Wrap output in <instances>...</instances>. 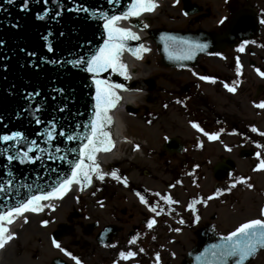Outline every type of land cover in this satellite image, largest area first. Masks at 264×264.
<instances>
[{
  "label": "flooded vegetation",
  "instance_id": "flooded-vegetation-1",
  "mask_svg": "<svg viewBox=\"0 0 264 264\" xmlns=\"http://www.w3.org/2000/svg\"><path fill=\"white\" fill-rule=\"evenodd\" d=\"M182 2L183 24L175 28L222 34L235 15L241 25L231 31V44L201 55L194 66H163L146 77L153 90L144 86L142 103L121 112L123 138L141 148V155L110 165L107 173L115 170L122 180L106 176L78 193L66 219L41 222L33 229L38 242L33 257L46 255L39 264H75L53 246L54 239L81 264H190L188 253L198 242L226 237L250 220H264V169L255 170L264 159V147H256L264 145L259 135L264 132V109L254 106L264 101V77L256 71L264 72V25L259 23L264 0H188L190 10H200L190 15L183 13ZM241 44L244 51L238 52ZM224 84L236 91L229 92ZM192 122L207 133H219V138L209 140ZM163 129L167 132L159 141ZM240 178L245 182L226 190ZM218 189L222 194H216ZM141 195L148 204L141 203ZM121 251L136 255L121 260ZM15 258L24 260L22 255ZM249 264H264V250Z\"/></svg>",
  "mask_w": 264,
  "mask_h": 264
},
{
  "label": "water",
  "instance_id": "water-1",
  "mask_svg": "<svg viewBox=\"0 0 264 264\" xmlns=\"http://www.w3.org/2000/svg\"><path fill=\"white\" fill-rule=\"evenodd\" d=\"M130 2L131 0H119V3L109 4L108 0H60L62 8L58 9L52 0H48L47 5L44 4L43 0H39V2L29 0V10L22 11L24 0H15L13 4H8L6 0H0V40L5 42L4 46L0 47V117H2L0 119V135L19 131L26 137L25 147L35 140L39 149L46 150L43 153L39 151L29 153V155H39L41 159L35 163L24 164H20L18 161L8 164L6 154L0 151V184H3L6 189V191L0 192V211H6L8 207L26 200L31 195L38 194L39 191L50 190L51 186L58 183L59 179L70 174V167L66 160L50 157L66 156L68 160L75 159L79 156L80 146L86 141L82 139L67 141L66 135L86 136L90 132V129L82 126L88 124L93 118L92 105L94 101L92 97L95 95V88L92 85L91 74L73 69L68 65L58 66L40 60V57L63 61L66 58H74L75 55L88 56L103 44L106 34L102 22L98 19H89L88 14L69 12L67 9L80 5L91 10L105 11L110 15H119L127 9ZM183 4L185 12L194 13L196 11L195 9L190 10L189 4L185 0ZM45 7L52 10L51 14L43 21L37 20L36 15L41 14ZM57 10H60L62 15L53 20L51 17ZM238 18L236 15L232 18L227 32L224 34H216L203 29L181 31L164 27L142 28V24L145 23L140 17H131L126 22L138 30L146 29L149 38H152L159 49L162 64L174 67L194 65L197 56L200 54H212L223 48L225 44H231V31L238 29L241 25ZM13 25H18V27H13ZM120 26L122 25L120 24ZM131 30L136 32L133 28ZM49 32L52 35L49 36L48 42L54 45V52L52 53L47 51L43 40V37ZM61 32L64 33L63 36L60 35ZM161 37H176L190 42L207 44L208 47L203 51L196 50L192 59H182L179 57L187 54V46L173 45L168 42L170 47L166 52V41L162 40ZM143 43L141 38L140 40L125 42L126 48L133 51L137 50ZM22 48L26 52H35L36 56L29 57L26 52L21 51ZM125 52L136 58L131 51ZM70 54L73 55L70 56ZM98 78L108 80L113 84H122L123 89L136 85L135 82L129 83L123 75L111 70L101 73ZM56 88L65 89V95L70 96L71 101L59 97L54 91ZM123 89L116 90L120 99V91ZM34 91L39 92L40 95L31 101L26 100L27 94ZM54 96L57 99L54 100ZM29 103L43 106V110L37 115L44 123L36 124L35 119L29 112L25 111ZM64 103H68L67 110L64 112L56 111ZM50 122L57 125V134L51 143H46L48 138L41 133L52 127ZM112 123L113 120L106 127L112 141L109 145L110 149L113 146ZM77 125H81V127H77ZM61 130L66 133L64 137L58 135ZM8 146L0 143V150ZM57 147L61 149L60 152L55 151ZM72 148L77 149V151L69 152L68 149ZM100 153H97V157ZM10 154H14V152ZM53 169H57V171H52ZM9 172L12 173V176L8 175ZM8 180H12L11 185L6 183ZM89 186L77 185L80 191H82V187L84 190ZM225 242L222 241L215 245L220 246ZM212 246L213 244H209L204 251L201 250L202 242H198V246L190 254L193 258L198 259L194 264H220L221 261L211 260L214 258L212 253L218 250L213 249ZM259 249L261 248L258 247L254 254ZM252 256L244 262H247ZM235 260L236 258L229 259L234 264Z\"/></svg>",
  "mask_w": 264,
  "mask_h": 264
},
{
  "label": "snow or ice",
  "instance_id": "snow-or-ice-1",
  "mask_svg": "<svg viewBox=\"0 0 264 264\" xmlns=\"http://www.w3.org/2000/svg\"><path fill=\"white\" fill-rule=\"evenodd\" d=\"M8 4H13L15 0H6ZM39 2V0H37ZM44 4H48V0H43ZM52 3L57 6L58 9L62 8L60 4V0H52ZM109 4L119 3V0H108ZM175 3H179V0H175ZM157 7L155 0H131L127 9L120 13L119 15H110L105 11L100 10H91L88 7H83L80 5H76L75 7L68 8L67 11L75 12V13H85L88 14L89 19H98L102 22V27L105 30L106 38L104 39L103 44L98 47V49L88 56H80L75 55L74 58H66L63 61L56 59H46L45 57H40L41 62L51 63L53 65L63 66L68 65L73 69H79L85 73L91 74L92 85L95 88V95L92 97L94 103L92 105L93 109V118L88 123L83 125V128L90 129V132L86 136H81L79 134L73 135L68 134L61 130L58 135L64 137L66 135L67 141H73L82 139L86 141L79 148V156H77L73 160H68L66 156L59 157H50L58 160H66L70 167V174L66 175L64 178L59 179L58 183L51 186L50 190L39 191L38 194L29 196L26 200L22 202H18L17 204L8 207L6 211H0V248H3L5 244L13 239V234L9 232V228L6 225H11L17 217H22L24 213L27 212H40L43 211L45 207H54L52 204H41L42 201H52L54 199H63L64 195L68 191L71 190L73 184L88 186L92 184L93 176L97 180L103 181L106 176H111L113 179L117 181H121L122 178L117 175V172L114 170L110 173H104L101 171V165L97 161V153L104 152L107 153L111 149L109 145H111L112 141L109 135V132L106 130L107 125L111 124L112 118L109 115L111 109H114L120 100V96L118 95L117 89H123L124 86L122 84H113L108 80L99 79L98 76L101 73L107 72L111 70L112 72L123 75L125 79L130 78L127 75V65L123 63L121 60L122 55L125 51H131L132 55H134L137 59L142 58L140 56V52H147L149 49L145 48L142 44L139 46L137 50H131L126 48V41L129 40H140V36L137 35L136 32L132 31L131 28L120 26V21L129 20L131 17H141L145 13L153 12ZM22 11L29 10V0H24L22 5ZM51 9L45 7L44 11L41 14L36 15L37 20H45L51 14ZM62 15L60 10L55 11L54 15H52V19L56 20ZM187 15V13H185ZM227 18L221 19L220 24H224ZM260 24L264 25V19L259 21ZM13 27H18V25H13ZM148 24H142V28H147ZM52 35L49 32L48 35L43 37L45 41V47L49 53L54 52V45L49 41V36ZM61 36L64 35L63 32L60 33ZM162 40H165V51L169 50V43L171 42L173 45L180 44L187 46V54L179 57L182 59H192L193 54L196 50L203 51L208 47L207 44H201L196 42H190L183 39H178L176 37H161ZM4 41L0 40V47L4 46ZM244 43H247L245 41ZM22 52H26L25 49H21ZM238 52L244 51V44H241L239 48H237ZM26 55L29 57L36 56L35 52H26ZM73 54H70L72 56ZM219 55V53H217ZM171 58V55H170ZM237 74L239 75V70L241 65L239 63V58H237ZM258 74L264 77V72L259 69L256 70ZM201 80H209V77L201 76L199 77ZM215 83V80H212ZM224 87L229 92H235L236 88L233 86H229L228 84H224ZM54 91L58 94L59 97L65 99L66 101H71L70 96L65 95V89L56 88ZM40 95L39 92L28 93L25 97L26 100H33ZM53 99H57L56 96ZM180 101H177L179 103ZM256 108L264 109V101L256 103L254 105ZM68 108V103H64L62 106L58 107L56 111L64 112ZM43 110L42 105H33L29 103L28 108L25 111L29 112V114L35 119L36 124L44 123L39 116L37 115ZM2 119V117H0ZM52 123V127L47 128L44 133L41 135H46L47 140L46 143H51L55 139L56 127L57 125L54 122ZM191 126L196 129L198 132L203 133L208 137L209 140H216L219 138V133L210 134L204 131L197 123L192 122ZM77 127H81V125H77ZM253 132H257L258 130L253 127L251 129ZM259 135L264 136V132H260ZM26 137L19 131L11 132L10 134L0 135V143H4L9 145L8 147H4L2 150L3 153L6 154V159L8 164H11L13 161H18L20 164L24 163H35V161L41 159L39 155H29V153H34V151H39L43 153L46 150L39 149L37 142L35 140L31 141L27 147H25ZM138 147V146H137ZM257 148L264 147V145L257 144ZM229 151L231 149H228ZM56 152H60L61 149L57 147L55 149ZM69 152H76L77 149L72 148L68 149ZM14 152V154H10ZM257 158L261 157V153H256ZM264 169V159H259V163L255 170ZM52 171H57V169H53ZM9 176H12V173H8ZM125 184L126 180H123ZM244 179H236L234 182L226 189L227 191H231L232 188H235L237 184L244 183ZM8 185L12 184V180H8L6 182ZM251 187V185H249ZM83 190V187L81 188ZM6 191L3 184H0V192ZM217 195L222 194L221 191L217 190ZM139 195V193L137 194ZM157 196L160 194L157 193ZM214 196H209L208 199H213ZM166 202L174 203L175 201H171L170 197H162ZM141 203L148 204V201L144 196H140ZM103 206V205H101ZM191 207V205L189 206ZM150 211L157 212V208L155 206H149ZM157 214H159L157 212ZM261 214L264 215V210L261 211ZM25 222H27L25 218ZM44 225H47L49 221H42ZM155 221L148 222V228H152ZM225 239V244L217 246L213 245V249H218L214 251L212 254L219 261L226 262L229 258H236L235 264H244V261L247 260L250 256L254 254L257 248H264V220L254 219L250 220L247 223L241 224L239 227L235 229V231L231 232ZM129 243H135V240L129 241ZM54 247L60 249V251L64 252L65 255L69 256L72 260L75 261V264H81V261L72 255L71 252L66 251L61 245L54 239L52 241ZM115 247V245H113ZM143 251V249H140ZM136 255L133 251H121L119 253V258L121 260H128L134 258ZM157 260H159V256H157ZM117 264V262H114Z\"/></svg>",
  "mask_w": 264,
  "mask_h": 264
},
{
  "label": "rangeland",
  "instance_id": "rangeland-1",
  "mask_svg": "<svg viewBox=\"0 0 264 264\" xmlns=\"http://www.w3.org/2000/svg\"><path fill=\"white\" fill-rule=\"evenodd\" d=\"M181 5L175 3V0H162L160 6L156 9L155 13L147 16V23L151 26L157 27H180L183 24L184 17L180 13ZM151 48V47H150ZM163 66L160 63L159 55L152 48L150 53L139 61L138 65L134 66V72L142 78L149 73L155 72V70H160ZM146 93H138L133 97L134 103H142ZM157 94L155 97L157 98ZM160 97V96H159ZM164 117L166 116L165 113ZM117 116L121 120L120 127L123 126L121 112L118 111ZM166 119V118H165ZM124 121V120H123ZM165 129L163 131H158L159 141H161L166 135ZM124 147V146H123ZM123 149V148H122ZM140 156V155H139ZM77 193H66L63 199L54 204V207H49L42 211V213L34 214L32 212L24 215V218L18 219L20 222L15 224L10 233L13 234V239L7 242V244L0 251V264H39V261H43L46 255L41 257L40 260L34 259V248L37 247L38 242L36 241L37 236L33 233V229L39 227V224L44 221H61L67 218V215L73 208L76 207ZM25 218L27 222H25ZM44 254V253H43ZM22 255L24 258L23 262H18L15 258ZM31 255L29 259L28 256Z\"/></svg>",
  "mask_w": 264,
  "mask_h": 264
},
{
  "label": "bare ground",
  "instance_id": "bare-ground-1",
  "mask_svg": "<svg viewBox=\"0 0 264 264\" xmlns=\"http://www.w3.org/2000/svg\"><path fill=\"white\" fill-rule=\"evenodd\" d=\"M155 2L157 4V7H156V9H157L158 6H160L162 0H155ZM156 9L153 12H151V13L144 14L142 16V19H146L147 16H150L152 13H155V11H157ZM120 24L122 26H128V23L126 21H121ZM137 32H138L139 36L140 35L143 36V39H144L146 32L142 31V30L137 31ZM124 61H125V64L128 65L130 79L131 78H135V73L132 70L134 69L135 65H138L139 61L133 59L132 57H128V55L125 56ZM136 77H138L137 74H136ZM122 94H123L122 99H123L124 102L132 103L133 97H134V92L133 91L132 92H123ZM113 117H114V128H115V130L117 132H119L121 130V127H120V125H121L120 121L121 120L119 119V117H117V114H115ZM110 156H112V154H108V153H102V155L98 156L97 161H99V164L101 165V169L108 163V160H109ZM74 191H75L74 187H71V190L68 191V193H71V192L73 193ZM57 201H58V199H54L52 201H44L41 204H49L50 203V204L54 205L55 202H57ZM48 208L49 207H45L44 210L48 209ZM27 213H30V212H27ZM27 213H24L22 217H17L11 225H6L9 228V232H10V230L13 229L15 224L20 222L18 219L24 218V215H26ZM32 213H34V212H32ZM39 213H42V211L35 212L34 214H39ZM1 249L2 248H0V251H1Z\"/></svg>",
  "mask_w": 264,
  "mask_h": 264
}]
</instances>
